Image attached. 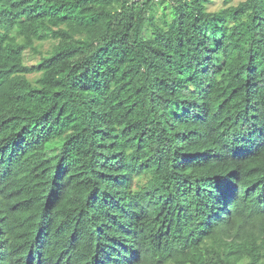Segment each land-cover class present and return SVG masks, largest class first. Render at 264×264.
Wrapping results in <instances>:
<instances>
[{
    "label": "trees",
    "instance_id": "trees-1",
    "mask_svg": "<svg viewBox=\"0 0 264 264\" xmlns=\"http://www.w3.org/2000/svg\"><path fill=\"white\" fill-rule=\"evenodd\" d=\"M210 3L0 0V264H264V0Z\"/></svg>",
    "mask_w": 264,
    "mask_h": 264
},
{
    "label": "rangeland",
    "instance_id": "rangeland-1",
    "mask_svg": "<svg viewBox=\"0 0 264 264\" xmlns=\"http://www.w3.org/2000/svg\"><path fill=\"white\" fill-rule=\"evenodd\" d=\"M223 1L224 0H211L210 5L208 6V10L209 11L218 10L219 8L223 7ZM242 1H244V0H231L230 4L231 5H236L237 3L242 2ZM161 13L165 14L167 17L170 16L168 8L165 5L164 6H160V8H159L158 14H161ZM39 49H40V52L45 54L49 50V43L48 42L42 43L40 45ZM26 55H27V57L30 56V58L26 60L28 65L34 64L40 58L39 56L32 57L28 52H26ZM32 77H33V75H29L28 76V78H32Z\"/></svg>",
    "mask_w": 264,
    "mask_h": 264
}]
</instances>
